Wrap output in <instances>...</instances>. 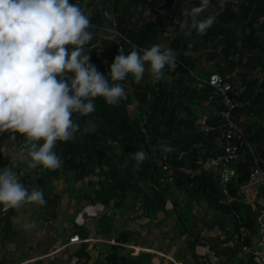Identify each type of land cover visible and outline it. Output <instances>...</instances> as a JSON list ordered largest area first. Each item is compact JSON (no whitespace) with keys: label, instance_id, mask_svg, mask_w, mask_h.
<instances>
[{"label":"trees","instance_id":"trees-1","mask_svg":"<svg viewBox=\"0 0 264 264\" xmlns=\"http://www.w3.org/2000/svg\"><path fill=\"white\" fill-rule=\"evenodd\" d=\"M86 1L82 5V0H72L74 3L78 2L90 17L89 30L93 32V36L89 45H94L89 49L90 60L102 74H107L120 47L127 54L133 46L139 50L161 43L165 39L161 23L170 17H175L176 22L167 37L169 47L175 53V58L194 71V74L190 75L187 69L175 63V67L165 66L170 74V82H162L156 78L151 80L152 75L147 70L140 81L129 75L120 81L126 94L117 104L109 105L103 98L97 97L92 113H74L72 118L80 128L73 139L56 143L62 152V170L74 172L80 179L85 176L87 165L98 169V182L90 200L103 207H108L111 203L118 206L125 200L127 191L132 188L124 179L126 168L129 167L133 168L136 178L143 184L145 194L142 198L147 205L150 204L145 209L146 212L159 205L162 207L168 193L179 192L195 202L204 201L223 213H232L233 228L237 236L236 251H239L240 228L253 232L256 224L250 208L240 202L233 188L235 179L228 183L230 196L225 198L215 183L216 174L198 173L194 167L193 161L201 155L220 153L216 141L220 130L215 128L207 134H199L193 129L198 109L191 105H201L213 98L211 102L215 106L218 101L210 87L198 89L193 84L194 76L206 80L212 72L219 73L231 83L233 89L229 95L238 94L235 99L243 104L242 108L233 113L236 118L249 120L245 125V132L249 134L251 142L258 144L257 154L264 166V128L261 125L264 117V77L259 80L256 76L264 69V0H237V4L233 0H210L209 6L199 16L214 14L215 21L202 34L195 30L188 33L187 29L180 27L185 19L191 20V17L184 15L185 11L198 6L200 0ZM121 3L133 7L142 5L153 14V18L134 26L125 14L117 12ZM158 5L163 7V14L154 11ZM97 6L102 8L97 9ZM109 29L118 32L123 38L111 33ZM205 42L209 44L208 49ZM204 45L206 50L203 51L201 48ZM201 51L203 62L209 65L199 74L193 60L200 61ZM197 53L199 56L193 57ZM218 106L220 108L219 102ZM89 121L95 124V128L85 130ZM215 123L216 121L213 122ZM101 141L115 144L118 150L115 148L114 153L100 157ZM174 146H178V153L172 151ZM139 150L146 153L142 162L135 161L132 156ZM247 158L242 157L236 163V184L241 183L248 174ZM164 165H170L174 170L172 183H167L162 177L161 168ZM55 172V169L37 167L38 184L43 185L45 177ZM135 194H138V198L141 193L135 190ZM234 212L238 217H234ZM182 232L184 230L180 234ZM250 239L251 234L246 233L243 243L248 244ZM87 249L88 245L82 244L75 251L71 264L139 263L121 255L115 246L102 259L93 262ZM242 264L255 263L246 259Z\"/></svg>","mask_w":264,"mask_h":264},{"label":"crops","instance_id":"crops-1","mask_svg":"<svg viewBox=\"0 0 264 264\" xmlns=\"http://www.w3.org/2000/svg\"><path fill=\"white\" fill-rule=\"evenodd\" d=\"M81 4L85 5L86 0ZM117 12L125 14L134 26L153 18L142 5L121 3ZM172 30L162 32L165 39L161 43L168 47L167 37ZM205 45L201 50H206ZM200 53V61L193 60L199 74L209 65ZM198 56L197 53L193 57ZM163 72L159 80L170 82V74L165 68ZM263 72L264 69L256 74L259 80L264 77ZM28 148L19 134L0 132V168H12L29 191L42 190L46 201L22 203L0 211V264H71L82 244L88 245L87 253L93 262L108 254L112 246L130 261H139L138 264H242L246 260L236 251L232 213H223L204 201L195 202L179 192L168 193L162 207L146 212L150 204L142 198L143 184L129 167L124 179L132 188L125 200L118 206L93 204L90 197L98 182V169L87 165L85 176L79 179L76 173L63 171L61 164L40 185L37 168L28 166ZM115 148V144L101 141L99 156L114 153ZM54 150L61 158L58 145ZM135 190L141 193L138 198ZM25 224L31 227L25 228ZM182 230L185 234H180ZM72 235H79L80 242L69 244ZM174 236L180 239L177 243Z\"/></svg>","mask_w":264,"mask_h":264},{"label":"clouds","instance_id":"clouds-1","mask_svg":"<svg viewBox=\"0 0 264 264\" xmlns=\"http://www.w3.org/2000/svg\"><path fill=\"white\" fill-rule=\"evenodd\" d=\"M209 4L210 0H200L198 6L186 10L184 15L191 20L185 19L181 29L206 32L215 15L199 14ZM90 26L89 15L72 0H0V132L24 138L30 168L61 167L55 145L74 138L80 125L73 114L92 113L95 98L115 105L126 94L120 81L129 75L140 81L147 70L159 79L166 65L175 67L172 49L155 43L139 50L133 46L127 54L120 47L107 74H102L90 60L89 49L94 47L89 45ZM202 104L209 114L211 104ZM94 128L89 121L85 130ZM132 156L142 162L146 153L139 150ZM28 202L44 204L43 191H29L16 171L0 168V211Z\"/></svg>","mask_w":264,"mask_h":264},{"label":"built area","instance_id":"built-area-1","mask_svg":"<svg viewBox=\"0 0 264 264\" xmlns=\"http://www.w3.org/2000/svg\"><path fill=\"white\" fill-rule=\"evenodd\" d=\"M233 2L237 4V0H233ZM154 11L158 14L164 13L161 5L156 6ZM175 22V17L164 20L161 23L162 30L169 32V28L173 29ZM109 31L123 38L121 34L113 29H109ZM175 63L183 69H187L190 75L194 74V71L186 68L178 59H175ZM194 77L195 82L193 85L198 89L204 86L210 87L214 92V98H217L218 101L215 106L211 102L213 98L209 99L207 103L202 104V106L211 104V112L204 114L198 111V115L193 122V129L199 134H207L214 131L215 128L220 130V135L216 139L220 147V153L217 155H201L193 161L194 167L198 173H215V183L225 198H229L230 196L227 188L228 183L235 179L233 188L236 190L240 202L250 208L251 215L256 224V229L253 232H250L247 228H240L241 245L239 253L242 257H246L247 260H251L255 264H264V166L257 154L258 144L255 145L250 142L249 135L243 128V125L246 124L245 120L243 118H236L233 113L235 110L242 108L243 104L235 99L238 94L232 93V96L229 95L233 89L231 83L224 80L217 72H212L206 80L198 76ZM215 121L216 123L213 124ZM247 122L249 123V120ZM261 125L264 128V118L261 119ZM172 151L178 153V146H174ZM242 157H248V174L241 183L236 184L238 170L236 163ZM161 174L167 183L173 182L174 170L170 165L162 166ZM233 215L234 217H238L235 212ZM246 233L251 234L248 244L243 243V237ZM79 242L80 239L77 235H72L69 238V244Z\"/></svg>","mask_w":264,"mask_h":264},{"label":"rangeland","instance_id":"rangeland-1","mask_svg":"<svg viewBox=\"0 0 264 264\" xmlns=\"http://www.w3.org/2000/svg\"><path fill=\"white\" fill-rule=\"evenodd\" d=\"M86 3H87V1H86ZM133 107V106H132ZM130 108V109H133V108ZM191 107L192 108H197V109H201V111L203 112V113H205V114H208V111L207 110H204V109H202L201 107H200V105H198L197 103H193L192 105H191ZM199 107V108H198ZM170 194V193H169ZM167 198H168V200H171V196L170 195H168L167 196ZM182 199V196H180L179 197V200H181ZM182 234H185V232H182ZM175 237V239H174V243H177V241H179L180 239H179V237L178 236H174ZM198 250V249H197ZM240 255V254H239ZM240 257H241V255H240ZM242 258V257H241ZM244 259H245V257H243ZM235 260L237 261V259L235 258ZM202 264V263H201Z\"/></svg>","mask_w":264,"mask_h":264}]
</instances>
